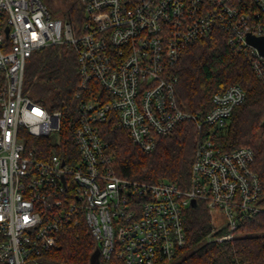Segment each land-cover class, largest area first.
<instances>
[{"label":"built area","instance_id":"2783aa9c","mask_svg":"<svg viewBox=\"0 0 264 264\" xmlns=\"http://www.w3.org/2000/svg\"><path fill=\"white\" fill-rule=\"evenodd\" d=\"M81 2L83 20L73 24L54 16L50 0H0V264H46L60 232L80 222L102 261L170 263L186 242L193 200L213 216L207 240L232 239L264 212L254 149L225 150L216 141L246 92L231 84L206 112L186 111L171 68L189 44L219 28L264 81V54L247 41L248 33L264 35V0ZM55 45L73 48L78 61L79 121L68 161L59 150L63 112L25 90L29 57ZM185 120L200 132L187 186L115 172L102 123L112 121L151 152ZM40 137L53 145L31 143Z\"/></svg>","mask_w":264,"mask_h":264},{"label":"trees","instance_id":"16d2710c","mask_svg":"<svg viewBox=\"0 0 264 264\" xmlns=\"http://www.w3.org/2000/svg\"><path fill=\"white\" fill-rule=\"evenodd\" d=\"M54 16L76 24L83 20L81 0H50ZM177 77L176 95L182 109L204 113L212 107L214 93L239 84L246 99L236 106L227 127L216 137L217 144L231 150L251 147L255 151L253 169L264 187V81L251 68L248 56L231 50L225 32L215 28L189 44L171 68ZM79 72L75 50L67 45L49 46L27 60L25 90L50 110L63 112L60 146L65 157L75 153L73 131L79 121L76 97ZM191 120L179 123L169 135L158 137L156 148L145 152L136 146L129 133L112 121L101 124V135L112 152L115 172L145 182L167 179L181 186L189 184L190 170L199 138ZM31 143L53 145L47 137ZM186 242L177 259L164 264H264V212L242 222L238 234L224 241H209L213 216L203 202L188 208L184 215ZM97 244L85 223L67 226L46 256V264H125L112 255L100 260Z\"/></svg>","mask_w":264,"mask_h":264},{"label":"water","instance_id":"95a60500","mask_svg":"<svg viewBox=\"0 0 264 264\" xmlns=\"http://www.w3.org/2000/svg\"><path fill=\"white\" fill-rule=\"evenodd\" d=\"M247 41L257 47L262 54H264V35L257 36L251 33L247 35ZM262 126L264 127V121L262 122ZM195 200H193V204L195 205ZM98 248V247H97ZM97 255L99 256V250L97 251Z\"/></svg>","mask_w":264,"mask_h":264},{"label":"rangeland","instance_id":"374dc122","mask_svg":"<svg viewBox=\"0 0 264 264\" xmlns=\"http://www.w3.org/2000/svg\"><path fill=\"white\" fill-rule=\"evenodd\" d=\"M49 261V260H48ZM96 264H101L100 262H96Z\"/></svg>","mask_w":264,"mask_h":264}]
</instances>
